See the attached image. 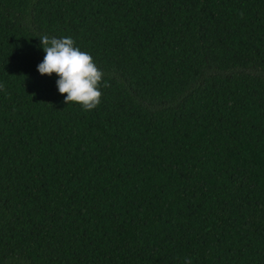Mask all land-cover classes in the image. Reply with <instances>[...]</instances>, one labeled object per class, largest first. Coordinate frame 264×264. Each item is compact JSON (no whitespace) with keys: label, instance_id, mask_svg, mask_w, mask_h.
<instances>
[{"label":"trees","instance_id":"16d2710c","mask_svg":"<svg viewBox=\"0 0 264 264\" xmlns=\"http://www.w3.org/2000/svg\"><path fill=\"white\" fill-rule=\"evenodd\" d=\"M0 85V264H264V0H0Z\"/></svg>","mask_w":264,"mask_h":264},{"label":"clouds","instance_id":"9594fccd","mask_svg":"<svg viewBox=\"0 0 264 264\" xmlns=\"http://www.w3.org/2000/svg\"><path fill=\"white\" fill-rule=\"evenodd\" d=\"M46 55L38 65L42 75L56 74L59 79L57 87L65 95V103H76L84 110L95 109L101 102L100 90L103 72L95 64L93 57L75 46L71 37H39ZM109 85L105 82L104 87ZM2 87V85H0ZM186 264H191L190 260Z\"/></svg>","mask_w":264,"mask_h":264}]
</instances>
